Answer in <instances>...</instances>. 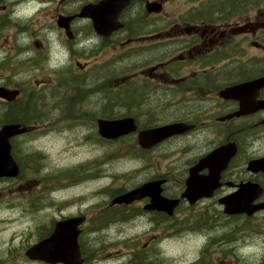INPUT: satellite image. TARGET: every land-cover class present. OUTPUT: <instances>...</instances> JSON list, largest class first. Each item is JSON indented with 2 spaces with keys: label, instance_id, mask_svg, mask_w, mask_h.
I'll return each mask as SVG.
<instances>
[{
  "label": "flooded vegetation",
  "instance_id": "af4514ba",
  "mask_svg": "<svg viewBox=\"0 0 264 264\" xmlns=\"http://www.w3.org/2000/svg\"><path fill=\"white\" fill-rule=\"evenodd\" d=\"M262 6V0H0V54L15 57L1 64L26 73L22 82L0 76V87L18 91L0 97V114L27 128L10 139L17 161L45 166L48 150L63 141L86 154L94 144L119 141L137 155L136 167L117 176L97 174L109 160L87 156L57 170L43 167L48 181L40 194L28 184L30 210L82 217L79 264H264V251L256 258L253 241L240 238L251 227L231 221L238 215L225 214L219 202L243 181L260 185L256 202L264 201V169L248 168L264 159V85L222 95L264 77ZM125 118L135 130L101 136L100 120ZM174 123L189 129L149 148L140 144L142 131ZM228 142L236 152L219 185L191 202L183 194L192 170ZM210 164L195 177L220 168L217 160ZM108 177L119 181L109 184ZM147 183L154 185L146 195L114 202ZM154 196L162 208L174 204L171 211L151 208ZM15 257L0 255V264ZM19 258L17 264H49L26 253Z\"/></svg>",
  "mask_w": 264,
  "mask_h": 264
},
{
  "label": "water",
  "instance_id": "95a60500",
  "mask_svg": "<svg viewBox=\"0 0 264 264\" xmlns=\"http://www.w3.org/2000/svg\"><path fill=\"white\" fill-rule=\"evenodd\" d=\"M96 27H99L97 23ZM114 27L115 26H112L111 29ZM262 85H264V77L249 83H243L238 86L225 89L222 95L233 97V95L237 92L245 93L253 86L258 88ZM17 93L18 91L16 90L9 91L4 87H0V96L8 98L9 95H16ZM240 113L241 112L238 114ZM99 129L100 133L104 137L114 139L135 130V124L134 120L131 118L100 120ZM26 130L27 129L19 123H8L0 128V179L17 177L19 175L20 167L12 155L10 139L14 135L24 133ZM186 130L187 126L183 123L170 124L149 129L142 131L139 134V142L143 147H151L167 137H170L174 134L183 133ZM235 148L236 147L234 143H228L222 145L216 151L201 159L196 165L195 169L192 170L191 178L188 180V188L183 195L191 202L196 201V199L200 197L211 195L213 191L212 189L218 185L220 170L234 155ZM214 160L219 162L220 168H218V170H213V173L203 179H197L195 177L196 172L205 165L212 167L210 161ZM252 168L264 169V160L254 163ZM202 182H204L205 188L196 190V186ZM147 186L148 185H144L139 189L121 195L117 197L114 202L129 203L136 197H142L149 193V191L146 189ZM260 193L261 189L258 185H253L250 182H246L240 184V187L237 191L221 198L220 201L222 204H224V211L228 214L246 213L251 215L258 209L264 208V203L257 205L253 204V201L260 195ZM161 200L162 199L154 196V204L150 207H158L160 209H167L168 211H171L170 208L173 207L174 204H172L170 208H162L158 205V203L160 204ZM81 221V218L77 217L57 221L52 234L48 238L31 246L26 251V254L30 258L44 260L51 264H56L59 262L64 264H79L81 259H79L80 252L77 243L78 231L76 229V225Z\"/></svg>",
  "mask_w": 264,
  "mask_h": 264
},
{
  "label": "rangeland",
  "instance_id": "374dc122",
  "mask_svg": "<svg viewBox=\"0 0 264 264\" xmlns=\"http://www.w3.org/2000/svg\"><path fill=\"white\" fill-rule=\"evenodd\" d=\"M262 4V8H264V0H262ZM31 8H34V6H31ZM14 58L9 54H0V76H11L17 82L25 81L26 73L22 71V66L8 69L1 64ZM48 152L50 160L45 166L38 167V170H36L37 166L27 167L23 165V173L20 177L10 182H0V255L14 254L16 256L14 264L18 263L17 260H21L19 256L25 254V248L28 245L39 240V236L45 231L46 226H51L52 221L60 217V213L58 214L53 208L46 207L41 212L29 209L27 200L28 184H30L35 194H40V190L47 184L48 180L44 178L46 173L42 170L43 167H46L45 171L50 169L57 170L60 167H65L70 161L74 162L87 158V156H91L94 160H109L106 165L101 167L104 169L103 175L105 176H117L136 167V163L132 159L137 158V155H135L134 151H124L119 141L102 147V149L97 144H94L88 154L79 152L76 149H69L65 146V141H63L59 148H56V150L49 149ZM19 153L21 156L23 155L21 151ZM77 153L78 155H76ZM51 161L52 163H57V165H51ZM130 174H134V172ZM104 181H109V184H116L119 178L110 180L108 177ZM40 182L41 185H39ZM35 194L32 196H35ZM238 220L234 219L231 221L239 224L244 223L251 227V233H247L240 238H247L253 241L257 258V255L264 251V216L260 214L256 218L248 220V222Z\"/></svg>",
  "mask_w": 264,
  "mask_h": 264
},
{
  "label": "trees",
  "instance_id": "16d2710c",
  "mask_svg": "<svg viewBox=\"0 0 264 264\" xmlns=\"http://www.w3.org/2000/svg\"><path fill=\"white\" fill-rule=\"evenodd\" d=\"M3 117H4V116H3ZM6 118H7V117H5L4 119L7 120ZM1 121H3V119H1ZM22 173H23V171H22ZM22 173H21L20 175H22Z\"/></svg>",
  "mask_w": 264,
  "mask_h": 264
}]
</instances>
